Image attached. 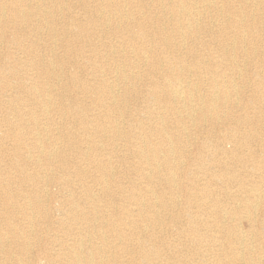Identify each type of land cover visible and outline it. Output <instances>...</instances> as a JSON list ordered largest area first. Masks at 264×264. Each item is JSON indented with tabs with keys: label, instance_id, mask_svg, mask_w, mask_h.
<instances>
[{
	"label": "bare ground",
	"instance_id": "bare-ground-1",
	"mask_svg": "<svg viewBox=\"0 0 264 264\" xmlns=\"http://www.w3.org/2000/svg\"><path fill=\"white\" fill-rule=\"evenodd\" d=\"M78 1L85 17L68 14L62 27L55 11L65 10L61 0L0 1V44L23 53L27 58L21 66L37 77L23 83L18 67L10 64V51L1 55L0 121L13 143L9 152L0 139V253L11 256L0 264H39L43 258L47 264H125L126 259L131 264H264V255L256 262L235 247L250 240L238 231L244 225L229 220L245 215L249 225L242 230H263L257 235L264 240V209L259 218L251 211L264 206V107L258 106L264 103V76L239 72L258 86V94L246 98L240 82L228 73L226 79L219 70L211 72L209 96L196 82L174 73L161 89L154 82L152 98L166 103L146 119L159 120L152 136L145 125L128 119V98L139 95L144 64L151 74L187 65L181 54H191L188 39L201 33L203 11L218 10L216 0ZM44 31L51 36L61 31V44L42 41ZM227 31L220 32L226 38L217 36L216 45L230 54L223 58L229 65L243 69L238 38ZM103 34L116 40L99 47L94 40ZM88 41L90 46L84 43ZM251 49L245 44L239 52ZM38 50L51 57L36 59ZM169 52L178 55L166 63L163 53ZM60 55L77 62L75 68L82 58L95 59L89 65L93 73L68 72L56 65ZM202 63L203 58L192 65L207 67ZM87 75L94 77L83 81L91 78ZM86 93L94 106L78 96ZM241 102L257 105L240 107ZM7 112L13 118L1 119ZM166 116L174 122L167 125ZM207 118L213 122L209 127ZM8 152L11 160L4 165ZM130 156L137 161L128 162ZM120 166L124 169L117 171ZM53 167L60 173H52ZM59 180L79 184L83 201L68 192L67 209L53 220L43 196L47 185ZM16 186L24 188L16 191ZM39 219L60 228L62 234L46 235L57 248L49 250L43 242Z\"/></svg>",
	"mask_w": 264,
	"mask_h": 264
},
{
	"label": "rangeland",
	"instance_id": "rangeland-1",
	"mask_svg": "<svg viewBox=\"0 0 264 264\" xmlns=\"http://www.w3.org/2000/svg\"><path fill=\"white\" fill-rule=\"evenodd\" d=\"M61 1L63 3L67 4L64 11L60 12L58 9L55 10L56 14H57L56 19L58 20L61 27L66 23L68 14H72L75 17L78 16L79 18L85 17V14H84L85 10L83 9V6L81 5L80 1H78V0H76V1L75 0H61ZM216 2L218 3V10L211 12V13L208 10L203 11L202 16L200 17V21H201L200 23L201 24L198 26H199V28H202V30L200 31L201 33L197 34L196 36L189 37V39H188L189 44L193 48L191 54L190 55H187V53L181 54L183 56H187V59H186L187 61L185 62L187 65H181V67H175V69L174 68L169 69L168 71L163 70V67H162V68H160L159 71L153 70V72L151 74L150 72L145 73L146 69H147V65L145 66V64H144L143 69H142V72H143L142 73V81L140 83H138V88L140 89L139 95L135 96V97H129L128 98L129 99L128 100V103H129L128 119H131L135 122L141 123L143 126L145 125L144 131L147 135L152 136V128L159 123V120H156V119H154V120L150 119V120L146 121L147 117L156 114L157 111H160L159 108L164 107V104L166 103V102H162V101L160 102L158 100L153 99L152 98V89H153V87H155V83L158 87H160V89H161V87H164V84L162 82L165 83L166 78H169L174 73H175V76L181 77L185 81L191 80L192 83L196 82L198 85V88L200 89L199 91L203 94H206L207 96H209V93L211 94V90H212V88H211V85H212L211 72L213 70H219L220 73L218 72V74L223 73V74H226V76L228 73V75L230 77L236 79L238 81V83L240 82L241 87H243L245 90L244 96L246 98H247V96L252 97L253 91L255 92L258 89L257 84H255L254 82H252V81L247 82L248 79L243 80L244 75L240 74L239 72L240 71H252V72L255 71V73L257 72L258 74L264 76V51H263L264 50V22H261V18H260V17L264 18V0H256V1L251 0L248 3L246 0H216ZM90 5H91V7H94L96 5V2L91 1ZM223 7L226 9L225 12L220 11V10H222ZM239 10L242 11V13L239 14ZM61 13H62V15H61ZM32 22L34 23L35 20ZM83 22H86V21H83ZM98 23H99V21H98ZM231 24H237L239 26L241 25L242 27L240 29L229 27V25H231ZM247 25L248 26L251 25L252 28L251 29L249 27L246 28ZM212 29L214 31H212ZM223 30H225V31L228 30L227 31L228 36H235L236 38H238V41H236V53L239 56L238 57L239 58V64L241 65V67H244L243 69L234 68L228 64L229 61L227 62V60L223 59L224 57L228 58L230 55L229 53H226V51H224L222 49L219 50L218 46L216 45L217 36H219V38L222 40H225V38H226L224 36H221V34H220V32L222 33ZM252 33L254 34V37H252ZM60 35H61V31H59V33L54 35V36L47 35L46 31H44L43 35H41V38H42V41H46V40L49 41V40L54 39L59 44H61V40H59ZM114 40H116L115 35H113V34H105L104 35L103 34L102 37H99L98 39L96 38L94 41H96L95 44H97L100 47L101 42L114 41ZM84 43L88 44L89 46L91 45V42H89V41L84 42ZM244 43L248 44L250 47H253V49H251L249 51V53L239 52L240 50H242L244 48V45H245ZM210 48H214L217 51H212ZM7 51H10V53L14 57V59L11 61L10 64L16 65L18 67L19 79H21L23 81V83L37 79V77L35 75L34 76L32 75V70H29L28 68L26 69L25 67L21 66V64H20V61L26 59L27 57H24L23 53H20L18 50H15L13 48L11 49L10 46L6 43L0 44V63L4 62L3 59L1 58V55ZM60 52H61L60 54L63 53L62 48H61ZM35 53H36L35 54L36 59H44L45 60L46 58L51 57V54L46 50H41V51L38 50ZM163 55H164V57L166 56V58L164 59V62L167 63V60L174 59L173 57L177 56L178 53L177 52H169V53H163ZM214 56H216L217 59L221 58L223 60V65H222V62H220V60L215 59ZM58 57L59 58L56 59V65H62L63 64V67L65 69H68V72L71 71L72 74L74 72H77L79 75H81V74L86 75L87 72L90 71V73H93V71H94V69L90 68L89 65H92V62H94L95 59H88L86 57L82 58L80 60L79 66L75 68L74 66L77 64V62H74V61L70 62L69 58H65L64 55H60ZM169 57H170V59H168ZM202 58L205 61V63H202V64H206V66L208 68L207 67L204 68V65H201V66L192 65L193 60H200ZM89 61H91V62H89ZM162 63H163V61L161 62V64ZM222 66L227 67L226 73L223 71L224 68L222 69ZM228 66H231L232 69L228 70ZM181 70H182V72H181ZM94 73H95V76L97 77L98 76L97 72H94ZM218 74H217V76H218ZM88 76L89 75H87V77ZM91 76L92 75H90L89 77H91ZM92 77H94V76H92ZM92 77L91 78L84 77L83 81H91L93 79ZM218 77H219L218 78L219 80L225 79L221 75ZM227 78L229 79L228 76L226 77V79ZM200 79L202 81L201 85L198 83ZM160 80H161V82H160ZM221 82L222 81H220V83ZM201 86L203 88H201ZM261 89L264 90V85H262ZM255 93L258 94V92H255ZM15 94H16V92L13 95H15ZM90 95H91L90 93H86V94H79L78 96L80 98H83L84 102H87V103L89 102L91 105L94 106V103L92 101L93 99L89 98ZM3 100L5 103H8L10 101V97L5 96L3 98ZM256 105L257 104H247V103L245 104V103L241 102L240 107H243V106L254 107ZM258 106L264 107V103H262ZM165 113H166V111L162 112L163 115H165ZM6 117L12 119L13 115L10 114L9 112L1 113V119L6 118ZM56 121H60V117L57 116ZM164 122L167 125H170L172 122H174V119L171 118L170 116H166L164 118ZM180 122L182 123L183 120H180ZM184 122H186V120H184ZM212 124H213L212 120H210V118H207V122H205L204 125L209 127ZM6 127L7 126L4 125L2 123V121H0V137H1L0 139L3 140L2 141L3 147L10 152L13 140L10 137H5ZM138 129H139V127H136L135 131H138ZM191 129L192 130L195 129V126H191ZM200 134H203V133H200ZM204 135L205 134H203V136ZM200 139L201 138L199 136V140ZM153 141H155V140H153ZM123 148H124V150L126 149L127 152L132 151L131 147H123ZM9 152L7 154L3 155L4 157L2 160H3L4 165H8L10 163L9 160H11V158L8 155ZM127 161L128 162H136L137 157L130 156V158H128ZM125 164H126V161H125ZM122 169H124V167L120 166L117 169V171L118 170L120 171ZM51 172L52 173H60L59 170H57V168H54V167H53V170H51ZM17 174L18 173L16 171H14L12 173V175H14V177H16V178L19 177ZM88 174L91 175L90 172ZM121 174L122 173H120V175ZM124 181H127V179L124 178L123 183H124ZM87 183L90 185L92 184V182H90V181H88ZM50 184H52V185H50ZM50 184L47 185L48 187L46 189V196L44 195L43 197H44V200H46L45 206L47 209H49L53 220H55L57 217H61V215H63V212L67 209L68 205H66V202H65L67 195H65V194H67L68 192L72 196H74V197L76 196L75 199L77 198L80 201H83V196L80 194V190H79V184L73 183V181L71 183H68V184L62 183V180L55 181V182L50 183ZM17 186H16V188H14L16 191L24 188V187L19 188ZM52 195L55 197H53ZM49 198L50 199L52 198L53 200L52 199L49 200ZM21 203L23 204V201H21ZM260 203L262 206V204L264 203V197L262 198ZM51 209L53 210V212ZM261 209H264V206H262V208H259V209L257 208V210L252 209L251 210L252 214H253L252 216L259 218V216H261ZM53 214H54V216H53ZM229 220H230L231 224H238V225L242 224V225H244V227H242V229H245L249 225V224H247V218L245 217V215L244 216L235 215V216L229 218ZM21 223L24 224L23 222H21ZM38 224L42 227V229L44 231L43 242H45L47 248L49 250L57 248V246H55L52 241H49V239L46 237V235L48 233L53 234V233L59 232L60 228H58V226L55 224H51V223L47 224L44 219H39ZM242 229L238 230V231L240 232L241 235L245 236L246 238H248V240H250L248 242L249 244L241 247V245H239V243L236 242L235 247L238 246V249L240 247V249H239L240 251H242V252L244 251L245 253H248V255H253L256 262L261 261V260H259L258 256L264 255V252H263L264 251L263 250L264 249V240H262L260 237H258L257 233L261 232L263 230L253 231V230H242ZM47 230H48V232H47ZM59 233L62 234L61 232H59ZM251 237H253V238H251ZM233 240L236 241L237 238L233 237ZM31 241H32L33 245H35L34 239H32ZM33 251H37V248L33 247ZM9 257H11V256H8L7 253H3V252L0 253V262L3 261L4 259H8ZM30 257H32V256L30 255ZM30 257H29V259L31 260ZM262 260H264V258H262ZM46 262H47L46 259L43 258L39 261V264H47ZM125 264H131V263L128 261V259H126Z\"/></svg>",
	"mask_w": 264,
	"mask_h": 264
}]
</instances>
